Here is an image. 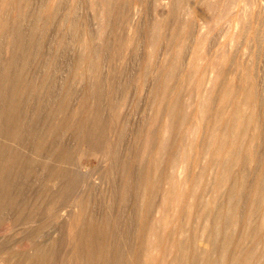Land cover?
Instances as JSON below:
<instances>
[{
  "label": "bare ground",
  "instance_id": "1",
  "mask_svg": "<svg viewBox=\"0 0 264 264\" xmlns=\"http://www.w3.org/2000/svg\"><path fill=\"white\" fill-rule=\"evenodd\" d=\"M57 1L0 0V51H6L7 58L13 55L8 62H3L4 55L0 54V102L6 88L12 91L8 106L0 107V142L12 146L10 149L0 143V234L3 236L0 264H49L55 259L47 248L45 234L48 204L45 183L38 177L39 182L33 183L36 189L32 196L23 191L21 187L29 179L26 173L31 165L23 160L24 163L19 162L16 152L21 150L15 151L13 146L23 133L30 134L20 126L23 98L19 95L35 91L24 80L30 77L25 68L31 55L48 44L42 35L48 27L54 24L57 42L64 26ZM70 1L73 4L76 0ZM93 1L99 8L91 21L92 35L78 42L83 54L78 59L75 57L76 66L89 64L94 77L89 103L86 104L88 98L83 96L74 105L80 133L75 166L81 170L85 156L98 155L106 176H116V179L108 191L112 205L108 211H102L94 219L85 206L76 223L72 221L74 232L67 239L73 246L70 264H264V77L258 82L264 75V0H208L202 8L204 16L198 13L200 8L191 5V0H155L153 22L147 21V13L143 14L148 0ZM197 13L200 19L196 21ZM9 16H13L12 23L23 17L27 19L26 32L20 30L13 34ZM137 16L140 17L138 27L132 23ZM71 22L75 25L74 20ZM121 22L126 45L118 35ZM14 25L13 28L17 24ZM216 33L222 53L211 56L205 52ZM121 41L127 50L133 47L142 50L143 55L133 65L131 76L137 82L146 78L143 93L150 102L148 120L140 133L136 131L141 135L138 168L134 160L120 166L122 160L118 162V151L111 145L118 133L113 127L116 122L110 89L106 96L109 127L86 124L89 115L86 105L94 106V109L91 107L93 120L101 119L105 88L100 75L109 54L114 72H108L105 81L114 89L120 68L116 56ZM258 71L263 72L260 78ZM65 101H60L61 114L67 108L63 106ZM57 127L69 129L68 122H60ZM41 141L39 138L34 141L35 155L43 150ZM61 150L56 156L57 162L65 167L68 154ZM58 174L57 178H63L66 171ZM62 183L60 199L72 196L75 180ZM123 204L128 206V216L126 219L124 214L122 219L126 222L121 224L116 207ZM17 222L22 224L21 240L6 242L5 236ZM33 224L34 236L30 234ZM108 238L110 245L105 243Z\"/></svg>",
  "mask_w": 264,
  "mask_h": 264
},
{
  "label": "rangeland",
  "instance_id": "2",
  "mask_svg": "<svg viewBox=\"0 0 264 264\" xmlns=\"http://www.w3.org/2000/svg\"><path fill=\"white\" fill-rule=\"evenodd\" d=\"M58 1L56 3V7H57V10L60 11L59 12V14H60L59 18L62 22V25H64V26L61 27V31L59 32L57 42H56V39H54V32H53L54 31V26H53L54 24H51V27L49 26L50 28L48 27L46 32H44L42 34L46 37L47 40H45V41H47V43H48L46 45L47 48H46V46L43 48V50H45V52L43 53V50L38 51V53L33 52L34 54L31 55L30 62L27 64L28 66L25 68L26 72L30 73V77H27V79H26V77L24 78L25 81L27 80V82H26L27 86L30 87V88L29 87H27V88L31 89L33 87V90H35V91H34V93L32 92V94L29 91L26 92V93H30L29 95L28 94L26 95V93L24 94V96L19 95L20 99L23 98V100H21L22 108L20 107L22 109V110L20 109V111H22L21 116H23L22 120L20 119V126H21L22 130L24 129V131H30V134H27L26 132L23 133L21 138H19L17 140L16 145H15V147L13 146V148H15V151L17 149L21 150V152H19V151L16 152V154L19 153V162L20 163H22L24 161V162L31 165V167L28 171L30 173H28V172L26 173V178L27 179L29 178V179L27 180V183H25L21 187L23 189V191L28 192L27 194L30 197L31 194L32 195L34 194V191L36 189V187L33 186V183H34V185H35V183L37 184L40 179H41V181L43 180L45 183L46 194H47V203H48L47 208H46V215H45V234H46L47 239H48L47 248H48L51 255H55V259L51 260V262L49 264H56V263L70 264V262L72 261L71 258H73V246H72V244L69 243V240H67V239H69L72 232H74V225L77 221V218L79 217V215L81 213V208L83 209L85 206L88 207L90 209V212H92L91 218H94V219H97L98 216L100 215L99 213H101L102 211H104V210L108 211L110 209V207L112 206L110 204L111 201L109 200L110 192H108V191H110V187L113 186V184H114L113 180L116 179V176H112V177L106 176L104 166L100 163V159H98L99 158L98 155L97 156H85L82 160V163H81L83 166V168L81 170H79V169L77 170L76 166H75V163L77 162L76 159H78L77 154H78L79 138H77V137H79V134H80V133L78 134L79 130L77 129L78 127L76 125L78 119H77V116L74 115V111L76 109L75 106H76V103L83 98V96H84V98H86V97L88 98V96L89 97L93 96V93H92L93 88L92 87L94 86L93 85L94 84V82H93L94 81L93 71H92V68H90V66L88 67L89 64H86V66H84V67H77L78 64H77L76 59H78L83 54V53L80 54L82 51H81V49H79L78 45L84 39L85 36L91 37V35H92V22L91 21L93 19L94 14L97 13L99 7H98V5H95L96 3H94L93 0H91V1L90 0H76L75 3H73V4H71L70 0H58ZM154 1L155 0H148V3L146 5L147 9L143 13V14H145V13L148 14V15L145 14L148 17L145 15L144 16L147 18V21H150V22H153L152 20H154L153 17L155 15V11H156L155 10L156 9V2H154ZM191 1H192L191 5H193L194 7L200 8L201 11L198 9H196V10L199 11L198 13L201 12L200 13V14H202L201 16H204L202 13V8L206 6V5H204V4H206V2L208 4V0L207 1L205 0L204 2L202 0H191ZM93 5H95L96 7ZM147 6H149V7H147ZM151 6H153L154 8L152 9ZM59 7H60V9H58ZM95 8H97V10ZM153 10H155V11H153ZM10 13L11 12H9L8 14H10ZM198 13L194 16V19L196 21L200 19L199 18L200 15ZM136 14H139V9L136 11ZM197 15H199V16H197ZM8 19H10L9 20L11 23L10 26L12 27V30L10 28L9 29L11 31H14V32H12L13 34H15L17 32H21L22 30L25 31V28L27 25L25 23V21L27 19L25 20L24 17H23V20H21L22 18L16 19L15 23H12L13 16H11V17L9 16ZM56 19H57V16H56ZM72 20L75 21V25L72 24V22H71ZM181 21L184 22L185 18H182ZM53 22H54V19H53ZM132 23H135V26L138 27L140 25V17L137 16V18L135 20H133ZM14 24L15 25L17 24V25L15 26ZM120 24H121V26H120ZM120 24L118 27V33H120V34H118V35H120L122 37L126 34L123 33V35H122V31H123L122 28L124 27V25L122 24V22ZM223 24H224V22L222 24H219V26H218L219 29L223 26ZM12 25H14L15 27L13 28ZM18 25H20V27H18ZM21 27H23V28H21ZM15 29H17V30H15ZM219 29L217 28L216 31L218 32ZM52 33H53V35H52ZM192 36L193 37L191 40L193 41L195 37H194V35H192ZM123 38H124V40H123ZM217 38H218V34L216 33L214 35V38L212 37L211 39L217 43H215L214 41L211 40L212 43L209 42V43H211L210 45L208 44L210 47H208V50H206L205 53H208L211 56L212 55L215 56V55H218L219 53H222L221 47L219 45V39H217ZM121 40L124 41L123 43L126 45V36L122 37ZM122 41L119 44H121ZM192 41L190 42L189 48H191V46H192ZM78 42H79V44H78ZM123 43L120 45L121 49H120V47L118 49V51H119L118 56H116L117 63L119 64L120 68H118V70H117L118 76L114 80L115 81L113 84L114 89H112V87L109 88L108 87L109 82L106 83L107 81H105V78H106V80L108 78V75H109L108 72H110V71H111V73L114 72L113 71L114 66H112L114 64L111 63V61H112L111 60L112 59L111 54H109L110 56H107L108 54L106 55L107 57H105L104 63L106 62L107 64H105V65H107V66H104V63H103V67L101 69L100 78H101V80H102V78H104L103 79V88H105L102 91V93H104L102 95L103 99H104L102 105H105V106H104V108H103V106L101 107V113L104 115L101 114V116L99 117L101 119H97L98 121L96 119L93 120L94 115H93L92 111L94 109L93 108L94 106H92L90 104H89L90 106L86 105V108L88 107L87 110H89L88 111L89 115H87L88 118L86 120L88 123H86V124L88 125V127H90L92 125H94V126L102 125V127H107V128L109 127V125H110L109 122H111V121L109 119V114L107 113L109 106L106 102V96H108V90L110 89V93H109L110 95L109 96H113L112 103H113V101L115 103V104L111 103L112 104L111 108L113 107L112 110H113V113L115 115V122H116V124L113 123V127L117 129V133H118L117 138L114 139L115 142L111 143V145L116 147V150H115L116 152L118 151L117 152L118 162L122 160L121 162H119L120 166H124L125 164L128 165L132 160H134L133 162L136 164V167L138 168L137 164H138V161H139V158L141 155V150H140V146H141L140 136L141 135L139 136L137 134L140 133V129H142L144 127L143 124L146 123V121L148 120V116H149L148 105L150 102L145 97L146 96L145 93H143V90H145L146 86H147V83L145 81L146 78L142 82H137V80L131 76V73L133 71L132 69H134L133 65H136L137 62L139 61L141 55H143L142 50L138 47H136V49L133 47V48L127 50L126 49L127 46H125ZM75 45H77V46H75ZM215 46H217V47H215ZM122 47L125 50L122 51ZM186 50H188V49H186ZM2 51L3 50L0 51V54L3 53L2 54V56H3L6 51L5 50H4L5 52H2ZM209 52H211V53H209ZM77 53L79 55H77ZM38 54H39V57H38ZM40 54H42V55L40 56ZM2 56H0V58ZM10 56L13 57V55H11V54H10ZM136 56L138 57V60L136 59L137 58ZM7 57H9V55ZM7 57H5V55H4L3 59L1 58L2 61L4 60V61L8 62L11 57L10 58H7ZM75 57H76V59H75ZM1 59H0V61H1ZM119 59H121V60H119ZM125 59L127 60V62ZM31 61H33V62H31ZM108 63H109V65H108ZM76 64H77V66H76ZM76 67L78 69H76ZM107 67H109V68L112 67V69L108 68L109 69L108 70ZM146 67H148V66H146ZM121 69H122V71H121ZM146 69L148 72H150V70L148 68H146ZM31 72L32 73L34 72L33 74L34 75L36 74V76L31 74ZM258 72L259 73H258L257 77L260 78L261 74L263 72L262 71H258ZM263 77H264V75L262 74V77H261L262 79L260 78L258 80V82L259 81L261 82V80H263ZM42 81H44V82H42ZM13 82H15V79L13 80ZM144 83H146V84H144ZM41 84L43 87L41 86ZM82 90H84V92ZM111 92H113L112 93L113 95H111ZM10 93H12V91L9 88H6L4 93H3L2 99L7 100L9 102L6 103L7 101L2 100L1 102H3V103L1 104V102H0V107L2 109L5 106L7 107L8 104L10 103V99H9V96L11 95ZM90 93H92V94H90ZM14 96L15 95L12 94L11 97L14 99ZM80 96H81V98H80ZM6 97H8L9 100L6 99ZM64 100H66L65 101L66 103L63 106H66L67 110L64 108L65 112L63 111V113L66 115L61 114V112L59 111L60 103L63 102ZM89 100H90V98H88L86 100V104H87V102L89 103ZM147 100H148V102H147ZM4 102L6 104H4ZM106 109H107V111H106ZM147 110H148V112H147ZM105 113H106V115H105ZM65 116H67V117H65ZM106 116H107V118H105ZM66 118H67V120H66ZM68 119H70V120H68ZM60 122H68L69 129L67 127H65V128H67V130H64L63 128H62L63 130L61 128L59 129V127H57V126L59 125ZM55 123H57V124H55ZM69 123H72V124H69ZM103 123H105V124H103ZM139 125L142 127H140ZM54 126H55V128H54ZM75 129L77 130V133H76ZM53 130H55V131H53ZM136 131L137 132L139 131V132L137 133ZM44 135H46L47 137ZM42 137H44V138H42ZM132 137L135 141L132 139ZM38 138L42 139L41 142L43 143V148H42L43 150H41L40 153L35 155L33 150H34V146H35L34 144L36 142H34V141H36V139H38ZM116 140L118 143L116 142ZM131 141H133V142H131ZM136 141H139V142H136ZM0 143L2 146H4L3 144H5L6 142H4V143L0 142ZM22 145H24V146H22ZM25 146H26V149L22 148ZM4 147L10 148V149L12 148V146L7 145V144ZM19 147L21 149H19ZM22 149H24L25 151L23 150V152H22ZM61 149H63V150H61ZM60 150L61 151L65 150V152L68 154L67 159H69V160L67 163L64 164L65 167L59 166L58 162H57V157H58L57 155L60 152ZM136 151H138L137 152V153H139L138 155H136L137 154V153H135ZM122 155H123V157H122ZM119 157H121V158H119ZM127 157L129 160L127 159ZM119 159H121V160H119ZM21 160H23V161H21ZM41 168L43 169V171ZM62 170L66 171V175H64V177H63L64 179L63 178H57V176L59 175L58 172H60ZM53 174H55V175H53ZM30 177L32 180L30 179ZM55 178L57 180H55ZM67 180H69V181L75 180V182H76L72 186V193L73 194H72V196H69L68 198L60 199L59 192L61 190V187L63 186L62 182L66 183ZM104 181H106V182H104ZM26 184H28V185L25 188ZM83 186H86L87 188H85V190H84ZM83 191L86 193H84ZM82 193L85 194L83 197L81 196V195H83ZM91 199H93V200H91ZM88 202H90L89 203L90 206H89ZM30 206L31 207L33 206L32 203H30ZM124 206H126V207H124ZM123 209L124 210L126 209V211H124ZM116 210L118 211V212L116 211L117 212L116 214L118 215V221L121 224L125 223L126 219H127L126 216H128L127 204H123L122 206L121 205L117 206ZM120 210H123V211L121 212ZM93 213H95V214H93ZM126 213H127V215H126ZM124 214H125V216H124ZM123 216L126 219H122ZM72 221H74L75 223L73 222V224H72ZM70 223L72 224L73 228H72ZM21 229H22V224L20 222L14 223L12 225V228H11L12 231L10 232V234L5 236L6 242L7 241L17 242V241L21 240V238L23 236ZM32 229L33 230L30 231V234H32V236H34V232L36 229L35 225ZM17 233H18V235H17ZM8 236H9L10 240H9ZM16 236L19 238H17ZM12 237L14 239H16V238L17 239L14 240V239H12ZM0 241H3L2 234H0ZM105 243L110 245V238L105 240Z\"/></svg>",
  "mask_w": 264,
  "mask_h": 264
}]
</instances>
